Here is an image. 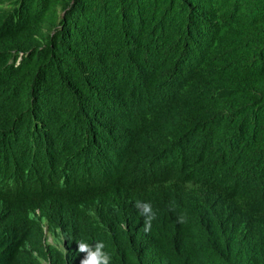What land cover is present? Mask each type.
Listing matches in <instances>:
<instances>
[{
  "label": "trees",
  "instance_id": "16d2710c",
  "mask_svg": "<svg viewBox=\"0 0 264 264\" xmlns=\"http://www.w3.org/2000/svg\"><path fill=\"white\" fill-rule=\"evenodd\" d=\"M79 241L264 264V0H0V264Z\"/></svg>",
  "mask_w": 264,
  "mask_h": 264
},
{
  "label": "clouds",
  "instance_id": "9594fccd",
  "mask_svg": "<svg viewBox=\"0 0 264 264\" xmlns=\"http://www.w3.org/2000/svg\"><path fill=\"white\" fill-rule=\"evenodd\" d=\"M135 209L143 217V231L146 234L150 233L153 221L157 218L151 204L138 200L135 202ZM169 210L176 211L175 203L172 201L169 202ZM176 222L180 225L186 224L188 222L187 214H178ZM77 245V251L83 254L81 264H112V256L104 250L105 244L103 241H97L94 244L79 241ZM41 264H43V261H41Z\"/></svg>",
  "mask_w": 264,
  "mask_h": 264
},
{
  "label": "rangeland",
  "instance_id": "374dc122",
  "mask_svg": "<svg viewBox=\"0 0 264 264\" xmlns=\"http://www.w3.org/2000/svg\"><path fill=\"white\" fill-rule=\"evenodd\" d=\"M47 237H48V241H49V242H54V241H56V240H59V237H57V236H55V235H52V234L49 233L48 231H47Z\"/></svg>",
  "mask_w": 264,
  "mask_h": 264
}]
</instances>
